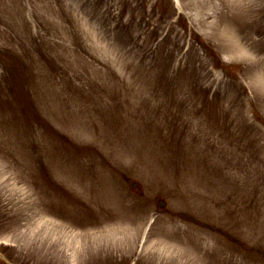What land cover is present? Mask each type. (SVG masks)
Listing matches in <instances>:
<instances>
[{
    "label": "rangeland",
    "instance_id": "obj_1",
    "mask_svg": "<svg viewBox=\"0 0 264 264\" xmlns=\"http://www.w3.org/2000/svg\"><path fill=\"white\" fill-rule=\"evenodd\" d=\"M0 264H264V0H0Z\"/></svg>",
    "mask_w": 264,
    "mask_h": 264
},
{
    "label": "bare ground",
    "instance_id": "obj_2",
    "mask_svg": "<svg viewBox=\"0 0 264 264\" xmlns=\"http://www.w3.org/2000/svg\"><path fill=\"white\" fill-rule=\"evenodd\" d=\"M119 232H121V234H123V230H120ZM124 232H125V231H124ZM85 235H88V234H84V236H85Z\"/></svg>",
    "mask_w": 264,
    "mask_h": 264
},
{
    "label": "trees",
    "instance_id": "obj_3",
    "mask_svg": "<svg viewBox=\"0 0 264 264\" xmlns=\"http://www.w3.org/2000/svg\"><path fill=\"white\" fill-rule=\"evenodd\" d=\"M203 44H204V43H203ZM204 46L207 47V48L209 47L206 43L204 44Z\"/></svg>",
    "mask_w": 264,
    "mask_h": 264
},
{
    "label": "water",
    "instance_id": "obj_4",
    "mask_svg": "<svg viewBox=\"0 0 264 264\" xmlns=\"http://www.w3.org/2000/svg\"><path fill=\"white\" fill-rule=\"evenodd\" d=\"M164 204H162V206H163Z\"/></svg>",
    "mask_w": 264,
    "mask_h": 264
}]
</instances>
